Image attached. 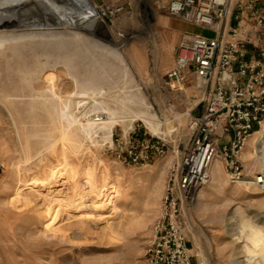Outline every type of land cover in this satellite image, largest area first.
<instances>
[{"label":"rangeland","instance_id":"1","mask_svg":"<svg viewBox=\"0 0 264 264\" xmlns=\"http://www.w3.org/2000/svg\"><path fill=\"white\" fill-rule=\"evenodd\" d=\"M168 1L90 0L106 32L98 23L0 43V264H142L166 174L186 146L201 94L193 80L176 91L164 77L185 37L215 34L171 18ZM248 22L255 53L264 37ZM136 125V140L164 144V156L150 150L146 166L112 152L115 135ZM258 130L241 153L240 182L252 184L230 183L216 159L217 184L183 205L191 264H264Z\"/></svg>","mask_w":264,"mask_h":264},{"label":"built area","instance_id":"2","mask_svg":"<svg viewBox=\"0 0 264 264\" xmlns=\"http://www.w3.org/2000/svg\"><path fill=\"white\" fill-rule=\"evenodd\" d=\"M165 8L171 18L215 34L185 37L164 77L165 86L176 91L193 80L201 94L198 113L189 116L186 146L166 174L142 264H191L183 205L208 183L215 159L224 162L229 182L239 183L245 176L242 150L264 126V49L250 52L243 38L249 20L264 37V0H169ZM231 19L234 26L229 25ZM137 132L139 125L122 137L115 135L116 159L140 167L149 163L152 149L164 156L163 143L138 141ZM255 182L264 188L260 177Z\"/></svg>","mask_w":264,"mask_h":264},{"label":"bare ground","instance_id":"3","mask_svg":"<svg viewBox=\"0 0 264 264\" xmlns=\"http://www.w3.org/2000/svg\"><path fill=\"white\" fill-rule=\"evenodd\" d=\"M22 2L23 0H0V43L34 39L47 35L48 31L56 28L68 27L83 31L91 30L101 19L98 7L92 4L90 0H59V2L35 0L29 6H23ZM143 2L146 4L147 0H143ZM99 24L100 28L105 31L106 28L101 23ZM76 25L80 27H76ZM107 47L112 55L127 68L121 54L115 48ZM144 115L146 117L155 116L151 112H146ZM80 122L82 123V121ZM256 135L255 139L258 140L259 146L264 148V132L260 133L259 131ZM248 144L249 142H247V146ZM211 164L208 172V184H217L219 180L216 176L217 174L220 176V170L216 165V159ZM237 184L248 186L252 182L243 181ZM205 264H208L207 260H205Z\"/></svg>","mask_w":264,"mask_h":264},{"label":"crops","instance_id":"4","mask_svg":"<svg viewBox=\"0 0 264 264\" xmlns=\"http://www.w3.org/2000/svg\"><path fill=\"white\" fill-rule=\"evenodd\" d=\"M229 25H232V26H234L235 25V22L234 21H232V19L229 21ZM181 28V31L183 30V31H186V32H189V31H187V29H189V28H187V27H184V28H182L183 26H180ZM178 28H179V26H178ZM247 31L249 30L250 31V29H248V27H247V29H246ZM194 34V33H193ZM252 36V35H251ZM249 37V34H244V36H243V38L246 40V42L248 43V44H250V39L248 38ZM253 37V36H252ZM246 48L251 52V47L250 46H248V45H246Z\"/></svg>","mask_w":264,"mask_h":264}]
</instances>
